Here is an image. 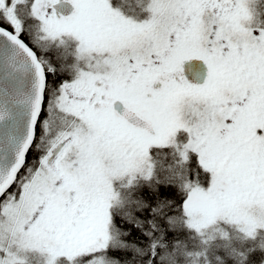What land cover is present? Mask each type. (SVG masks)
<instances>
[{"label":"snow or ice","instance_id":"6c2138e0","mask_svg":"<svg viewBox=\"0 0 264 264\" xmlns=\"http://www.w3.org/2000/svg\"><path fill=\"white\" fill-rule=\"evenodd\" d=\"M0 264H264V0H0Z\"/></svg>","mask_w":264,"mask_h":264}]
</instances>
